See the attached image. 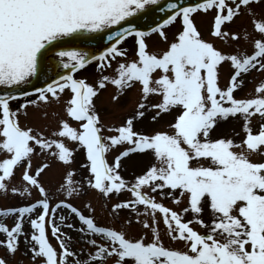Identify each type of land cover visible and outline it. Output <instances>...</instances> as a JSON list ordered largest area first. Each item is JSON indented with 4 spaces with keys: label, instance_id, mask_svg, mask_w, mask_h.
<instances>
[{
    "label": "snow or ice",
    "instance_id": "snow-or-ice-1",
    "mask_svg": "<svg viewBox=\"0 0 264 264\" xmlns=\"http://www.w3.org/2000/svg\"><path fill=\"white\" fill-rule=\"evenodd\" d=\"M200 11L215 13L210 35L229 47L235 44L233 52L203 38L193 20ZM157 14L163 15L154 26L140 30L136 21L141 16ZM241 16L249 17L252 31L228 27ZM177 24L169 41L167 30ZM153 34L166 48L149 50L147 37ZM105 38L108 45L99 55L84 50L88 41ZM128 38H134L131 55L120 46ZM243 44H251L253 52ZM93 61L100 72L96 85L76 76ZM224 64L232 74L222 88ZM107 69L115 75L104 74ZM252 71L264 72V0H198L187 6L180 0L164 6L161 0H0V191H9L19 170V187L12 185L10 191L21 198L0 211L5 237L0 247L15 255L23 237L39 264H264V159L249 155L264 154V123L255 133L251 126L254 117L264 121V82L252 98L235 96ZM42 77L44 86L34 87ZM108 84L118 91L114 100L137 84L142 98L123 125L107 128L116 134L106 136L94 98ZM65 95L67 117L78 127L61 120L46 135L21 126L29 106L59 102ZM152 96L161 99L150 104ZM17 99L24 102L13 110L11 102ZM151 110L153 122L171 117L166 127L134 130V122ZM229 118L244 121L239 143L213 138ZM116 147L121 150L110 163L107 154ZM81 150L85 161L80 167L87 176L76 181L72 165ZM132 155L152 161L128 180L120 169ZM37 157L41 162L33 168ZM56 163L64 172L53 190L41 177ZM88 189L105 201L116 197L107 211L119 227L100 226L90 203L87 214L74 203ZM33 192L38 195L30 199ZM124 193L131 198L121 199ZM167 198L185 206L174 210L162 202ZM121 212L128 213L123 221ZM7 217H14L12 225L3 222ZM133 217L146 230L139 238L125 231ZM64 228L88 237L89 250L72 248L79 241ZM164 236L182 247L166 246ZM0 264L8 259L0 257Z\"/></svg>",
    "mask_w": 264,
    "mask_h": 264
},
{
    "label": "rangeland",
    "instance_id": "rangeland-1",
    "mask_svg": "<svg viewBox=\"0 0 264 264\" xmlns=\"http://www.w3.org/2000/svg\"><path fill=\"white\" fill-rule=\"evenodd\" d=\"M259 12V9H257ZM214 12L210 11L207 15L204 14V12L200 11L195 14H193V20L195 25L197 26L198 30L202 33L203 38L208 41L214 42L215 46L218 49H223L226 52H233L236 48V45L233 44L231 47L228 46V44H225L221 40L214 38L210 35V30L213 23V17ZM180 25L177 24L176 27H171L167 30L168 33V40L171 41L174 37V33L176 32L177 28H179ZM233 31L240 30L241 28H247L248 31H252V25L250 23V19L247 16H241L237 18L234 23L228 26ZM147 43L149 44V50L158 52L161 49L166 48V44L163 40H161L158 35H150L147 37ZM134 45V39L128 38L121 47L129 49V54L131 55V50ZM243 49H246L249 54L253 52V48L251 44H243ZM115 63L113 64V68H115ZM104 74L106 75H115L112 69H107ZM232 74V70L227 64H224L219 69V84L222 88H225L227 84L230 81ZM76 76L78 78H86L87 82L92 83L93 85H96L97 80L100 76V72L96 70V66L91 65L88 66L86 69L79 71L76 73ZM260 82H264V72L261 71H252L250 74H248L245 78L244 86L237 90L235 92L236 98H252L255 94V88ZM118 95V91L115 86L108 84L106 88L99 91L98 95L94 98V105L97 113L99 114L101 121L103 125L105 126L104 135H114L116 133L114 132H108L107 128L109 127H119L120 125H123L126 121V119L133 115L134 112L137 110L138 104L141 102L142 93L140 91V86L137 84L131 89L126 90L122 95H119L118 100H114L113 97ZM68 97L62 96L61 100L59 102L52 101L51 103H59L63 104V119H60L58 117L59 115L56 113H53L52 108L47 107L43 104L39 106H29L28 108V115L27 117L21 116L20 122L21 126H27L32 127L36 130L43 131L46 135H50V133L57 129L59 126V122L61 120H68L69 123L74 126L78 127L77 123L75 121H72L70 118L67 117V114L65 112V101ZM159 96H152L149 97V103H157L160 101ZM155 110H151L146 112V116L142 120H137L134 122V130L143 132V133H151L155 129H163L166 127V122L171 119L168 115H162V117L157 121L153 122L151 120V116L154 115ZM60 119V120H58ZM261 123H264V121H261L260 118L254 117L251 121V126L253 128L254 133L258 131ZM243 124L244 121L242 119H232L229 118L227 121L221 122L219 127L217 128L216 132L213 133V138L218 137H224V138H232L235 142L239 143L245 136V133L243 131ZM121 149L119 147H116L115 149L111 150L107 154V159L110 163L114 162L113 159H110L113 154L119 153ZM250 158L252 160H261L264 159V154L257 155V154H249ZM85 161V156L83 151L75 154V163L72 165V167L76 170V175L74 179L76 181H82V178L87 176L86 169H83L80 167L82 163ZM152 158L150 156H143V155H132L130 158H126L122 161V168L120 169L121 174L124 178L128 180H132L135 175L142 174L143 170L146 169L147 166L151 163ZM41 162V158L37 157L33 159V168ZM50 162V161H49ZM64 169L63 167L56 163L53 164L52 168L46 172L42 177L41 180L44 182L45 187H48L50 189H55L58 187L59 183L62 180ZM19 179H20V172L17 170L15 179L13 180L14 183L9 185V191L7 193H4L0 191V209L4 207H8L11 205H16L21 203V198L19 196H14L10 188L12 185H16L19 187ZM87 185L85 184V188ZM38 194L33 192V197L30 199H34ZM178 195V193H177ZM121 199L131 198L129 193H124L121 197ZM159 199V197H157ZM104 199L101 197V195L95 191L88 189L85 191L78 199L74 201V203L83 209L86 214L90 212L89 209H87L85 206L87 204H91L92 207L95 209V218L96 222L100 225L104 226H116L119 227V223L117 221L113 220V217L109 214L107 211V207L113 203L116 202V197H113L111 201H106L104 203ZM24 202H30L24 201ZM165 203L166 206L173 208L174 210H180L182 207L185 206V204H181L180 206L175 205L172 202L171 198L164 199L162 201ZM128 215L127 212H121L120 213V220L123 221L124 217ZM187 218H191L190 215ZM203 218L205 221H208V209L207 206L205 207V213ZM14 217H7L3 218V222L7 225L13 224ZM69 222H72L71 219ZM57 223H59V219L57 216ZM79 225H77L78 227ZM161 229L163 230V224L160 225ZM25 229L28 230V226L25 225ZM65 232H68V234L79 242L74 241L72 244V248L76 250H81L86 253V250L88 251V245L86 244V240L88 237L82 236L80 233L76 231H69L68 229L64 228L62 229ZM125 231L127 232V235L132 238H139L141 237L146 230L142 228V226L135 222V218L133 217V223L130 226H125ZM49 234L51 236V233L49 231ZM151 234L149 233V238ZM4 235L0 234V239H4ZM51 242L52 244L59 250V244L58 241L51 236ZM164 243L166 246L173 247V248H179L182 247L179 243H173L169 241V239L164 236ZM29 245L25 243L24 238L21 237L20 241V248L15 253V255H9L6 252V249L4 247H0V257H6L8 259V264H39V262H34L31 258V252L28 250ZM109 264H112L111 261H109Z\"/></svg>",
    "mask_w": 264,
    "mask_h": 264
},
{
    "label": "water",
    "instance_id": "water-1",
    "mask_svg": "<svg viewBox=\"0 0 264 264\" xmlns=\"http://www.w3.org/2000/svg\"><path fill=\"white\" fill-rule=\"evenodd\" d=\"M166 2H169V0H161V6H164ZM198 2V0H180V3L187 6L188 4H195ZM158 12V9H157ZM161 15L163 14H157L155 16H141L138 21H136L138 27L140 30H149L152 26H154V21H159L161 19ZM108 45V42L105 38L104 41L97 42V41H88L87 47L84 50L90 51L94 55H99L100 52L104 50V48ZM44 77L41 78L39 82H36L34 84V87H43L44 86ZM29 91H32L31 88L28 89Z\"/></svg>",
    "mask_w": 264,
    "mask_h": 264
}]
</instances>
